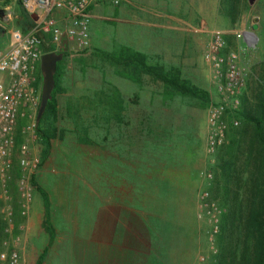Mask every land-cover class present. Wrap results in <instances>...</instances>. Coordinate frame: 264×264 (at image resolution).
<instances>
[{
    "label": "rangeland",
    "instance_id": "obj_1",
    "mask_svg": "<svg viewBox=\"0 0 264 264\" xmlns=\"http://www.w3.org/2000/svg\"><path fill=\"white\" fill-rule=\"evenodd\" d=\"M8 1L0 0V3ZM162 1L143 0L142 4H129L130 8L124 0L116 5L104 4L99 18L89 26L88 48L79 54L63 55L56 62L59 64L55 79L59 89L57 117L51 124L50 134L53 136L49 139L45 165L36 174L37 186L48 195L49 212L92 213V201L98 196L99 183L100 199L107 200V173L112 171L113 163L122 165L124 161H131L133 195H136L134 191L143 195L147 190H158L166 168L187 163L191 150V125L204 135L207 108L219 100L211 84V69L203 58L207 45L216 35L222 39L228 37L226 42L223 39L221 54L236 53L238 65L244 72L239 108L243 97L253 102L249 88L257 84L256 78L262 73L260 63L264 60V44L259 51V40L256 32L251 31V25H258L256 17L259 16L260 31L264 33V0H257L253 10L234 11V27L228 26L222 11H216L214 17L213 11L204 9L205 0H180L178 50L176 35L172 45L169 35H161L147 24L163 21V13L172 11L164 9ZM242 16L246 17V25L241 24ZM232 33H237L238 37ZM250 34L255 36L254 40L250 39ZM231 35L233 39H230ZM124 44L152 56L163 50V61L173 65L174 72L178 69L177 77L189 87H195L199 95L172 94L168 99L169 90L162 93L155 84H148L145 95L152 90L149 100L141 93L142 96L131 98L129 105L109 108L105 103L100 104L102 93L115 96L109 81L118 80V68L107 60L105 53L114 52ZM94 49L96 51L90 52ZM40 77L44 80L43 69ZM119 87L117 91L121 97L130 98V93L138 92L132 87ZM229 134L230 131L226 133L224 143ZM197 148H202V139ZM219 149L212 156L203 158L201 163L212 174L209 191L226 213L227 203L223 199L217 171ZM202 223L203 249L199 255L205 258L202 264H215L219 254L218 235L214 253L208 248L206 224ZM194 264H197L196 259Z\"/></svg>",
    "mask_w": 264,
    "mask_h": 264
},
{
    "label": "crops",
    "instance_id": "obj_2",
    "mask_svg": "<svg viewBox=\"0 0 264 264\" xmlns=\"http://www.w3.org/2000/svg\"><path fill=\"white\" fill-rule=\"evenodd\" d=\"M124 2L133 6L138 2L142 4L143 0H124ZM162 2L164 9L169 8L172 11L163 13V21L147 24L161 35H169L172 45L174 35H176L178 50L177 35L181 25V17L178 13L180 0H163ZM106 3L109 1L98 3L90 9L89 26H93L94 19L99 18L104 8L103 5ZM256 3L257 0H205L204 9L213 11L214 17H216V11H222L228 26L234 27V11L253 10ZM18 15L17 0L0 3V57L7 48V28L16 26ZM4 16L8 17L7 22L4 21ZM156 16L159 17V15ZM256 18L259 22L256 25L255 35L259 40L258 50L260 51L264 44V33L260 31V17ZM245 19L246 17L242 16V25H246L247 20ZM232 35L238 37L237 33H232ZM232 35L230 39L234 38ZM223 39L225 42L228 41L227 36ZM124 46L143 54L152 65H161L166 72L174 73V66H169L163 61V50L152 56L151 53L130 45L124 44ZM92 51L96 50H90ZM45 54L53 55L47 50L44 51L43 55ZM53 56L61 58L62 55ZM41 69L40 61L35 75L40 82V93L42 94ZM120 71L118 68L117 81L113 83L109 81L115 96L111 93H107V99L101 96L100 104L103 105L108 101L107 105H129L131 98H138L142 96L141 93H144V97L149 100L152 97V90L145 95L148 84H155V87H158L162 93L167 89L160 81L145 74L137 77L138 80L132 81L126 76L121 77ZM175 73L178 74V69ZM120 85H124V88L132 87L138 92L130 93V98L124 95L121 97V93L117 91ZM160 97L163 100L161 94ZM20 125L19 122L16 127L15 148L11 154L12 167L7 178L3 176L0 178V251H16L19 264H35L39 256H42L40 264H194L196 257L203 249L201 234L203 223L196 219L195 210L196 195L202 187L196 174L205 168L201 161L206 157L204 154L206 129L204 135H201L202 133L196 131L191 125V150L187 163L166 168L165 175L159 181L158 186L160 187L156 191L147 190L143 195L134 191L136 195H133L131 161H124L122 165L111 164L112 171L107 173V200L100 199L99 183L98 196L92 201V213L49 212L48 195L36 184V174L45 165L46 159L41 160L40 158L42 165L39 166L40 169L38 168L39 170L32 179L36 186L34 185L26 213L22 216L19 213L17 191V178L20 170L16 165V148L22 142L18 133ZM201 139L202 148H197ZM39 148L40 144L31 143L30 153L40 157ZM36 188L42 190L47 197L46 210L43 208L42 199ZM6 208L12 211L9 223L5 221L3 214Z\"/></svg>",
    "mask_w": 264,
    "mask_h": 264
},
{
    "label": "built area",
    "instance_id": "obj_3",
    "mask_svg": "<svg viewBox=\"0 0 264 264\" xmlns=\"http://www.w3.org/2000/svg\"><path fill=\"white\" fill-rule=\"evenodd\" d=\"M32 17L30 26L22 32L16 26L7 29V48L0 57V178H7L12 167L11 154L15 148L16 127L22 142L17 146L16 165L20 215H25L31 202L34 185L32 179L39 168L40 157L30 153V144H40L38 118L41 102L37 66L45 50L53 55L79 54L89 46L90 9L98 3L120 0H17ZM4 21L8 17L4 16ZM223 39L216 35L203 55L211 69V84L219 100L207 108L204 154L212 156L224 143L226 133L238 126L235 113L244 87V72L238 65L237 54H221ZM203 185L196 195L195 217L206 224L205 238L215 253V240L219 233L223 209L210 191L212 174L203 169L196 174ZM4 218L10 222L12 211L4 209ZM205 258L198 255L197 264ZM0 264H19L16 251H0Z\"/></svg>",
    "mask_w": 264,
    "mask_h": 264
},
{
    "label": "trees",
    "instance_id": "obj_4",
    "mask_svg": "<svg viewBox=\"0 0 264 264\" xmlns=\"http://www.w3.org/2000/svg\"><path fill=\"white\" fill-rule=\"evenodd\" d=\"M17 4L19 15L16 27L25 32L32 17L18 1ZM105 55L121 70V77L136 81L137 77L145 74L160 81L167 88L165 90H169L168 99L172 98V94L199 95L195 87H189L175 72L171 74L161 65H152L143 54L129 47L121 45ZM260 65L263 69L256 78L257 84L249 88L253 102L246 97L240 100V108L235 113L239 126L229 129L230 134L218 150V178L227 212L220 218L217 236L219 254L215 264H264V60ZM58 68L59 64L56 63L53 81L38 118L41 160L48 155L49 139L53 136L50 134L51 124L57 117L56 96L59 89L55 79ZM201 94L205 96V93ZM102 96L108 98V94L102 93ZM107 102H104L106 107L112 108ZM32 183L35 185L33 180ZM36 190L46 210L47 197L42 190ZM41 258L39 256L35 264H40Z\"/></svg>",
    "mask_w": 264,
    "mask_h": 264
},
{
    "label": "water",
    "instance_id": "obj_5",
    "mask_svg": "<svg viewBox=\"0 0 264 264\" xmlns=\"http://www.w3.org/2000/svg\"><path fill=\"white\" fill-rule=\"evenodd\" d=\"M256 30V24L253 23L251 25V31ZM58 57H55L51 54H45L41 57V63H42V69L44 70V80H43V88H42V94H41V102H40V109L39 113L41 112L42 105L48 95L51 80H52V73L55 68V63L57 61Z\"/></svg>",
    "mask_w": 264,
    "mask_h": 264
},
{
    "label": "bare ground",
    "instance_id": "obj_6",
    "mask_svg": "<svg viewBox=\"0 0 264 264\" xmlns=\"http://www.w3.org/2000/svg\"><path fill=\"white\" fill-rule=\"evenodd\" d=\"M249 37H250L251 40H254L255 39V36L254 35H251L250 34Z\"/></svg>",
    "mask_w": 264,
    "mask_h": 264
}]
</instances>
